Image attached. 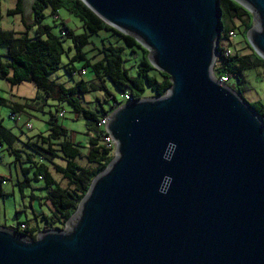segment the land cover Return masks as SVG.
I'll return each instance as SVG.
<instances>
[{
    "label": "water",
    "instance_id": "water-1",
    "mask_svg": "<svg viewBox=\"0 0 264 264\" xmlns=\"http://www.w3.org/2000/svg\"><path fill=\"white\" fill-rule=\"evenodd\" d=\"M79 1L170 88L105 118L113 159L64 228L0 227V264H264V122L214 78L219 0ZM233 1L264 61V0Z\"/></svg>",
    "mask_w": 264,
    "mask_h": 264
},
{
    "label": "trees",
    "instance_id": "trees-1",
    "mask_svg": "<svg viewBox=\"0 0 264 264\" xmlns=\"http://www.w3.org/2000/svg\"><path fill=\"white\" fill-rule=\"evenodd\" d=\"M30 8L32 21L26 24L22 20V24L26 29L34 28L33 36L26 31L15 37L13 33L0 30V46L6 49L4 56L0 54V79L10 87L30 83L43 94L44 100L52 99L67 104L73 114L81 118L88 131L93 134L88 139L86 151L83 153L80 144L72 140L66 129L50 121L45 135H36L25 143L26 150L23 152L27 167L21 168L24 178L20 187L29 185V174L32 175V180L43 182V189L46 191L44 200L49 204L50 216L43 217L45 224L42 231L61 230L60 227L65 226L87 193L91 181L113 159V149L106 148L102 143L104 131L98 123L100 119L107 117L122 104L106 91L104 102L112 101L108 109H104L97 101V108L89 110L82 107L79 97L88 89L104 90V82L107 80L114 86L124 88L132 101L143 99L147 92L152 98H158L165 95L170 88V82L168 76L156 71L150 65L148 51L132 37L125 36L105 25L79 0H34ZM46 9H50L55 17L57 11L64 10L81 22L85 33L79 36L73 35L66 26L62 25L60 34L71 39L74 55L69 62L84 61L83 68H90L96 79L95 82L86 83L80 80L72 87L64 88L49 80V77L59 69L65 50L60 37L52 34L50 27L41 25ZM219 9L222 31L217 47L215 61L217 66L213 69V75L216 78L221 75H226L230 79L233 77L237 83H240L239 77L243 70L261 66L264 71V61L253 54L251 56L231 54L221 45V42L229 39V34L235 29L237 22L243 27L241 34L245 38L253 24L252 15L233 0H219ZM22 12V0H16L14 9L8 11V14L16 15ZM102 32L116 36L121 45L103 46L100 50L101 59L90 64L82 48L89 44L91 36H98ZM126 49L131 54L139 56L134 75H130L128 69L124 67L126 59L123 54ZM75 72L71 66L66 68L69 76L74 75ZM0 104H4V100L0 99ZM248 105L264 122V106L258 102ZM13 106L14 110L22 112L21 107ZM4 141L8 145L9 152L19 162L20 152L13 150L12 147L15 137L0 127V144ZM54 160H60L64 164L55 163ZM79 161H84L86 165L79 164ZM53 174L59 176L63 185L54 179ZM24 225L25 229L22 231H19L18 226L15 230L24 233L28 239L34 241L40 230L38 227L30 230L27 224Z\"/></svg>",
    "mask_w": 264,
    "mask_h": 264
},
{
    "label": "rangeland",
    "instance_id": "rangeland-1",
    "mask_svg": "<svg viewBox=\"0 0 264 264\" xmlns=\"http://www.w3.org/2000/svg\"><path fill=\"white\" fill-rule=\"evenodd\" d=\"M32 2L33 0H22V14L9 15L8 11L14 9L16 0H0V30L13 33L15 37L26 31L30 36H33L34 28L26 29L22 24V20L26 24L29 23ZM43 15L41 25L50 27L52 34L60 37L65 50L61 57L59 69L49 77V80L64 88H70L80 80L86 83L95 82L96 79L90 68H83L84 61L69 62L74 55L71 39L60 34L62 25L66 26L73 35L79 36L85 33L81 22L64 10L57 11L56 19L55 15L51 14L50 9L44 10ZM62 31L64 32V30ZM242 31L243 27L237 22L233 30L234 36L221 42V45L226 46L231 54L240 56H251L253 54L259 58L247 46L248 44L246 45V36L243 38ZM89 41V44L82 48V52L90 64L101 59L100 50L103 46L108 44L121 45L116 36L107 32H102L98 36H91ZM0 54L2 56L6 54L5 47L0 46ZM123 56L126 59L124 67L128 69L130 75H134L139 56L131 54L128 49L125 50ZM69 66L76 71L72 76L66 73V68ZM216 66L217 64L214 62L213 69ZM81 71H84L85 74L81 75ZM239 79L240 83H237V80L231 77L228 86L247 104L258 102L264 106L263 68L257 66L245 69ZM104 86V90L88 89L84 92L79 97L82 107L94 110L98 106L97 101H99L104 109H108L112 101L104 102L106 91L112 94L117 102L122 101V96L125 93L124 88L114 86L107 80H105ZM151 98L147 92L143 99ZM0 99L4 100V104H0V127L9 131L15 137L12 147L13 150L19 151L21 155V160L16 161L15 156L9 152L7 143L4 141L0 144V226L15 230L20 224H27L30 230L38 227L41 232L45 224L43 217L50 216V209L48 202L44 200L46 191L43 189L42 181L32 180V175L29 174V185L20 187V183L24 178L21 168L27 167L23 152L26 150L25 143L36 135H45L50 121L66 129L72 140L80 144L83 153L86 151L88 139L93 134L88 131L85 122L73 114L67 104L52 99L44 100L43 94L30 83H21L10 87L4 80L0 79ZM13 105L21 107L22 112L14 110ZM12 112L16 116V121L10 119ZM25 124H29L31 130H27L24 127ZM112 154L114 155V148ZM54 162L64 164L60 160H54ZM79 164L86 165L84 161H79ZM49 167L51 166L49 165ZM53 177L63 185L59 176L53 174ZM63 228L60 227L61 230Z\"/></svg>",
    "mask_w": 264,
    "mask_h": 264
},
{
    "label": "built area",
    "instance_id": "built-area-1",
    "mask_svg": "<svg viewBox=\"0 0 264 264\" xmlns=\"http://www.w3.org/2000/svg\"><path fill=\"white\" fill-rule=\"evenodd\" d=\"M55 19H56V17H55ZM233 36H234V33L231 32V33L229 34V37H233ZM80 74H81V75H84L85 73H84V71H81ZM214 78L216 79V81H217L219 84H222V85H224V86L229 87V86H228V83L230 82V78H229L228 76H226V75H221V76H219L218 78H216V77H214ZM129 102H132V100H131V98L129 97V95H128L127 93H125V94L122 96V101H121L122 104H121L119 107H121L122 105H124V104H126V103H129ZM105 118H106V117H105ZM105 118L100 119V121H99V123H98V126H99L101 129H103V131H104V136H103V138H102V143H103V145H104L106 148L113 149L114 146H115V143H114V141H112V139L109 137V135H108V134L106 133V131H105V124H106V120H105ZM10 119H11L12 121H16V120H17V119H16V116H15L14 113H12V114L10 115ZM22 126H23V125H22ZM22 126H21V127H22ZM24 127H25L27 130H31V126H30L29 124H25ZM18 229H19V231H22L23 229H25V225H24V224L19 225V226H18Z\"/></svg>",
    "mask_w": 264,
    "mask_h": 264
},
{
    "label": "crops",
    "instance_id": "crops-1",
    "mask_svg": "<svg viewBox=\"0 0 264 264\" xmlns=\"http://www.w3.org/2000/svg\"><path fill=\"white\" fill-rule=\"evenodd\" d=\"M34 1V0H33ZM33 3V2H32ZM32 3H31V5H32ZM31 21H32V15H31V9H30V13H29V23H27V24H30L31 23ZM224 47V46H223ZM224 48H226V46L224 47ZM19 125V124H18ZM21 126V125H20ZM1 227V226H0ZM9 229V228H8Z\"/></svg>",
    "mask_w": 264,
    "mask_h": 264
}]
</instances>
